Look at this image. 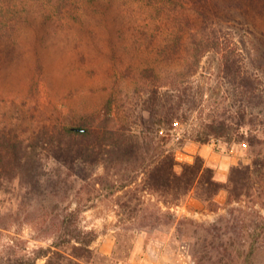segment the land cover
<instances>
[{"label": "rangeland", "instance_id": "rangeland-1", "mask_svg": "<svg viewBox=\"0 0 264 264\" xmlns=\"http://www.w3.org/2000/svg\"><path fill=\"white\" fill-rule=\"evenodd\" d=\"M87 115L140 133L149 155L201 157L226 187L167 203L142 173L115 194L93 185L138 169L68 166L82 182L66 194L0 192V252L45 264L57 218L75 210L94 231L84 264H226L211 253L229 237L240 248L264 217V0H0V127L32 140ZM238 164L255 170L240 195L227 188Z\"/></svg>", "mask_w": 264, "mask_h": 264}, {"label": "trees", "instance_id": "trees-1", "mask_svg": "<svg viewBox=\"0 0 264 264\" xmlns=\"http://www.w3.org/2000/svg\"><path fill=\"white\" fill-rule=\"evenodd\" d=\"M153 95L158 97V90H153ZM93 122V116H83L75 128L61 126L54 130L42 129V134L32 140L15 139L0 127V192L18 196L17 193L26 186L32 191L38 187L40 199L45 198L48 193H52L51 196L66 194L75 184L82 182L78 175L67 173V168L70 170V167L91 160L94 163L104 162L106 169L114 166H118L120 170L126 169L127 172L130 168L131 171L138 169L135 175L121 182L111 180L109 174L97 175L93 185L108 187L112 194L137 182L141 173L146 188L162 196L167 203H174L193 190L199 198L209 201L226 187L216 179L214 169L206 165L201 157H197L193 163L180 164L175 154L165 149L149 155L150 149L145 147L140 133L127 127L114 126L108 119L97 126ZM179 166L181 170L178 169ZM253 173L255 170L252 166H233L228 190L238 192L239 195L250 190L254 186ZM71 175L75 178H70ZM120 203L119 200L118 204L123 209L130 208L131 196ZM2 211L3 208H0V214ZM71 215L68 218H57L53 246L47 250L41 249L38 253V259L47 256L45 264H84L87 260L82 250L90 251L89 246L95 238L94 231L80 227L75 210L71 211ZM261 223L245 224L247 234L243 237L241 235L240 248H235V238L229 237L227 243L232 248L229 250L222 243L223 239L218 237L223 248L219 246L216 248L217 252L211 254L226 264H234L235 261L255 264L264 260V217ZM0 226H3L1 222ZM212 240L216 241L213 237ZM6 253L3 250L0 252V264L35 263L30 258L26 260L23 256L12 257ZM196 257L199 263L204 258L199 254Z\"/></svg>", "mask_w": 264, "mask_h": 264}]
</instances>
